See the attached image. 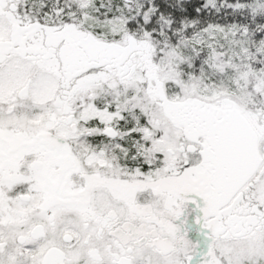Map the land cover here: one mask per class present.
Segmentation results:
<instances>
[{
  "label": "snow or ice",
  "instance_id": "obj_1",
  "mask_svg": "<svg viewBox=\"0 0 264 264\" xmlns=\"http://www.w3.org/2000/svg\"><path fill=\"white\" fill-rule=\"evenodd\" d=\"M0 264H264V0H0Z\"/></svg>",
  "mask_w": 264,
  "mask_h": 264
}]
</instances>
